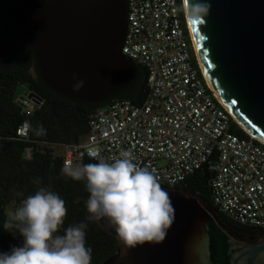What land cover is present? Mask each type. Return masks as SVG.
Wrapping results in <instances>:
<instances>
[{
    "label": "water",
    "instance_id": "obj_1",
    "mask_svg": "<svg viewBox=\"0 0 264 264\" xmlns=\"http://www.w3.org/2000/svg\"><path fill=\"white\" fill-rule=\"evenodd\" d=\"M183 4L201 71L239 127L264 143V0ZM197 4L207 10L197 13ZM0 15L16 23L13 35L0 36V65L33 47L41 79L64 97L110 100L137 75L121 50L127 0H0ZM162 188L175 208L166 238L126 249L101 220L97 224L118 240L103 264H264V237L252 244L237 241L196 198Z\"/></svg>",
    "mask_w": 264,
    "mask_h": 264
},
{
    "label": "built area",
    "instance_id": "obj_2",
    "mask_svg": "<svg viewBox=\"0 0 264 264\" xmlns=\"http://www.w3.org/2000/svg\"><path fill=\"white\" fill-rule=\"evenodd\" d=\"M126 20L121 50L146 69L148 95L139 105L116 100L97 108L85 141L60 146L62 165L82 166L86 158L111 162L127 150L168 189L207 165L218 212L264 231V143L231 130L233 116L200 69L183 0H127ZM30 95L18 101L25 116L43 103ZM16 133L28 138V123Z\"/></svg>",
    "mask_w": 264,
    "mask_h": 264
},
{
    "label": "trees",
    "instance_id": "obj_3",
    "mask_svg": "<svg viewBox=\"0 0 264 264\" xmlns=\"http://www.w3.org/2000/svg\"><path fill=\"white\" fill-rule=\"evenodd\" d=\"M15 29L16 23L12 19L0 15V36H11ZM194 63L199 72L195 60ZM135 66V79L113 98L100 103H88L64 97L45 85L40 77L33 47L25 49L12 64L0 65V253L10 252L13 247L23 245V237L18 232H8L3 228L8 218L5 207L10 204L19 207L23 199L41 187L54 191L65 202L67 214L58 234L62 235L69 226L81 222L87 224L85 239L86 246L92 249L91 264H103L115 253L117 238L105 232L97 222L86 219L89 193L85 183L62 175L61 158L43 146L79 145L81 138L88 132L90 115L112 101L129 100L136 105L143 103L149 91L147 72L144 67ZM20 84L26 85L30 93L38 94L43 101L42 106L28 116L24 115L18 101L13 99L15 88ZM24 122L29 125L26 139L18 137L16 133ZM40 126H43V135L36 134ZM231 130L241 138H249L233 120ZM28 149L30 157L26 158ZM88 163L97 162L86 158L82 165ZM211 176L207 165H204L175 190L196 198L233 239L249 244L261 240L264 231L239 226L218 212L212 201Z\"/></svg>",
    "mask_w": 264,
    "mask_h": 264
},
{
    "label": "clouds",
    "instance_id": "obj_4",
    "mask_svg": "<svg viewBox=\"0 0 264 264\" xmlns=\"http://www.w3.org/2000/svg\"><path fill=\"white\" fill-rule=\"evenodd\" d=\"M207 5L197 4V13ZM83 85L81 81L77 87ZM37 135H43L40 126ZM61 174L83 181L89 193L88 221H106L126 249L160 243L174 222L175 208L158 176L139 167L132 154L121 151L113 161L99 160L82 166L65 162ZM67 214L64 200L54 191L39 188L8 213L3 228L23 237V245L0 253V264H91L92 249L86 246L87 224L81 222L58 234Z\"/></svg>",
    "mask_w": 264,
    "mask_h": 264
},
{
    "label": "rangeland",
    "instance_id": "obj_5",
    "mask_svg": "<svg viewBox=\"0 0 264 264\" xmlns=\"http://www.w3.org/2000/svg\"><path fill=\"white\" fill-rule=\"evenodd\" d=\"M26 97L27 98L31 97L27 86L24 85V84L18 85L15 88V91H14V94H13L14 101L17 102L20 99H25ZM84 141H85V137H82L80 142L83 143ZM43 147L52 150L53 154L55 156L59 155L61 153V151H62V148L60 146H58V145H53V146L45 145ZM16 208H17V206H15L13 204H10V205L6 206L5 207V215L8 217V213L11 212V211H15Z\"/></svg>",
    "mask_w": 264,
    "mask_h": 264
},
{
    "label": "bare ground",
    "instance_id": "obj_6",
    "mask_svg": "<svg viewBox=\"0 0 264 264\" xmlns=\"http://www.w3.org/2000/svg\"><path fill=\"white\" fill-rule=\"evenodd\" d=\"M186 15H187L188 23H189V27H190V21H189L188 13H187ZM191 34H192V33H191ZM192 38H193V36H192ZM193 42H194V39H193ZM194 49H195V54H196V56H197L198 62L200 63V59H199V55H198V51H197V48H196L195 42H194ZM200 65H201V64H200ZM202 73H203V75H204V77H205V79H206V81H207L209 87H210L211 90L214 92L215 96L220 100V102H221V103L225 106V108L229 111V109L226 107V105L223 103V101L218 97L217 93L215 92L214 88L212 87L211 83L209 82V79H208V77L206 76V74H205V72L203 71V69H202ZM229 112H230V111H229ZM232 116H233V115H232ZM233 118H234L235 121H237V120L235 119L234 116H233ZM237 122H238V121H237ZM238 123H239V122H238ZM241 127H242V126H241ZM251 136H252V135H251ZM252 137H253V136H252ZM253 138H254V137H253Z\"/></svg>",
    "mask_w": 264,
    "mask_h": 264
},
{
    "label": "flooded vegetation",
    "instance_id": "obj_7",
    "mask_svg": "<svg viewBox=\"0 0 264 264\" xmlns=\"http://www.w3.org/2000/svg\"><path fill=\"white\" fill-rule=\"evenodd\" d=\"M33 71H35V69H33Z\"/></svg>",
    "mask_w": 264,
    "mask_h": 264
}]
</instances>
